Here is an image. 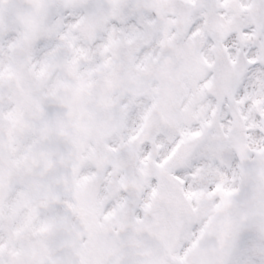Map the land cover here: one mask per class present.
Returning a JSON list of instances; mask_svg holds the SVG:
<instances>
[{
	"label": "snow or ice",
	"instance_id": "6c2138e0",
	"mask_svg": "<svg viewBox=\"0 0 264 264\" xmlns=\"http://www.w3.org/2000/svg\"><path fill=\"white\" fill-rule=\"evenodd\" d=\"M0 264H264V0H0Z\"/></svg>",
	"mask_w": 264,
	"mask_h": 264
}]
</instances>
